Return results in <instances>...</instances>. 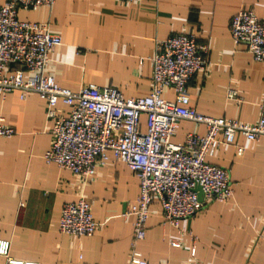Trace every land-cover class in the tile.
Masks as SVG:
<instances>
[{
  "label": "crops",
  "instance_id": "0c3cea01",
  "mask_svg": "<svg viewBox=\"0 0 264 264\" xmlns=\"http://www.w3.org/2000/svg\"><path fill=\"white\" fill-rule=\"evenodd\" d=\"M242 9L264 18V0H57L50 8L20 10L17 17L60 36L46 68L59 87L76 93L95 84L126 99L149 94L157 40L194 34L208 48V66L187 83L189 106L204 116L252 124L264 94V63L231 42L229 22ZM20 95L11 92L0 102V117L14 129L11 138L0 139V239L10 242V257L39 264H126L133 224L127 211L139 194L138 178L111 155L87 181L46 165L53 120L37 94ZM162 98L174 94L166 90ZM68 110L56 107L59 116ZM144 122L142 116V129ZM205 131L181 120L171 141L181 144L187 133ZM207 161L229 169L232 198L208 204L178 228L166 224L152 203L145 238L137 245L146 264H264V138L238 136ZM80 198L90 204L98 228L90 237L60 234L62 206Z\"/></svg>",
  "mask_w": 264,
  "mask_h": 264
},
{
  "label": "built area",
  "instance_id": "2783aa9c",
  "mask_svg": "<svg viewBox=\"0 0 264 264\" xmlns=\"http://www.w3.org/2000/svg\"><path fill=\"white\" fill-rule=\"evenodd\" d=\"M56 1L5 0L0 6V102L14 91L21 92L20 99L32 92L45 101L47 118L53 120L52 143L43 155L46 165H55L87 181L111 155L136 175L139 194L127 211L133 224L126 264H146L137 245L145 238L152 203L160 206L166 224L178 228L182 220L193 218L208 204L225 203L232 198L229 169L207 160L221 144L232 145L238 136L250 142L264 138V94L259 118L252 124L204 116L190 107L187 83L208 66V48L198 45L194 34L155 42L147 96L126 99L115 88L95 84H87L76 93L61 88L46 73L50 54L61 45L60 36L51 33L47 25L17 17L20 10L50 8ZM229 33L234 47L244 46L255 62L264 63V18L242 9L230 19ZM166 90L173 92L172 100L162 98ZM58 104L69 109L66 116L57 114ZM181 120L202 125L206 131L203 135L187 133L183 143L175 144L171 139ZM13 135L14 129L0 117V139ZM236 154L240 156L242 148ZM197 187L202 192V202L198 201ZM98 226L84 198L62 206L60 234L90 237ZM169 245L179 247L173 240H169ZM0 257L5 264H39L10 257V242L3 239Z\"/></svg>",
  "mask_w": 264,
  "mask_h": 264
},
{
  "label": "water",
  "instance_id": "95a60500",
  "mask_svg": "<svg viewBox=\"0 0 264 264\" xmlns=\"http://www.w3.org/2000/svg\"><path fill=\"white\" fill-rule=\"evenodd\" d=\"M195 191L197 192L198 201H199V202H202V192H201L200 188L197 187V188L195 189Z\"/></svg>",
  "mask_w": 264,
  "mask_h": 264
}]
</instances>
